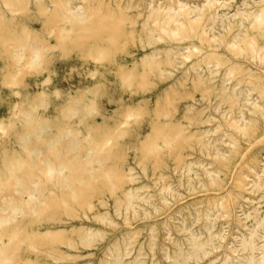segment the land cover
I'll return each mask as SVG.
<instances>
[{
  "label": "rangeland",
  "instance_id": "rangeland-1",
  "mask_svg": "<svg viewBox=\"0 0 264 264\" xmlns=\"http://www.w3.org/2000/svg\"><path fill=\"white\" fill-rule=\"evenodd\" d=\"M225 1L0 0V187L21 190L9 181L15 166L57 185L49 206L28 213L30 237L12 244L3 264H180L177 245L190 247V230L207 235L197 208L213 196L232 210L231 221L218 214L211 225L224 236L211 256L223 261L233 220L251 224L264 209V187L249 184L238 206L234 193L249 162L264 180V115L242 99L233 110L245 111V128L227 139L216 127L218 106L231 109L213 61V51L230 56L220 41L229 26L215 20L234 0ZM184 3L196 8L168 19L151 11ZM250 63L264 79V62ZM179 128L182 137L170 142ZM95 146L101 161L90 154ZM62 161L70 177L59 183L39 169ZM207 168L221 170V184L206 180Z\"/></svg>",
  "mask_w": 264,
  "mask_h": 264
},
{
  "label": "bare ground",
  "instance_id": "bare-ground-1",
  "mask_svg": "<svg viewBox=\"0 0 264 264\" xmlns=\"http://www.w3.org/2000/svg\"><path fill=\"white\" fill-rule=\"evenodd\" d=\"M152 0H149L150 3ZM218 6H226L225 0H211ZM229 12L223 8H218L215 11L216 24L221 27L226 24L229 26V35L224 36L220 41L225 43L228 49L229 57H224L217 51H213V61L215 62V68L222 73V82L227 80L228 82L223 85L222 91L224 97L228 98L231 102L230 111L222 110L219 106L218 109L222 111L221 119L216 124L217 128H221L220 137L227 139H234V133L236 130H241L247 125L248 117L245 115V111L238 109L233 110L236 103L242 99L247 102L249 108L253 112H261L264 115V79L258 72L254 70V66L250 63L251 60H259L264 62V0H234L230 4ZM180 7V6H179ZM177 6L170 4H163L153 9L157 19L160 16L163 18H172L180 13H192L196 7L192 5L181 4V10L178 11ZM178 11V12H177ZM240 16V18H238ZM195 20V19H194ZM192 20V21H194ZM191 21V29L196 30L200 23L199 21ZM104 23V22H103ZM102 23V24H103ZM165 29L163 24L160 27ZM233 27V28H232ZM201 33L206 36V30L202 29ZM181 32V31H179ZM188 31H182L181 37L187 35ZM209 38V36H206ZM219 65H222L218 68ZM242 97V98H241ZM224 121H227L230 128L224 125ZM249 130V128H246ZM234 130V131H232ZM182 129L179 128L175 131V134L170 138V142H174L177 137H182ZM232 142H235L232 140ZM97 146L93 147L94 151L90 154H97L96 160L101 161L102 152L96 151ZM154 149L153 145L151 150ZM37 154V153H36ZM221 152H216V158L221 156ZM42 162V159H37ZM36 160V161H37ZM40 164V163H39ZM89 164V163H88ZM67 166L65 161L59 163V165L49 163L47 166H40L39 169L44 171L48 178L57 179V183L61 180H67L70 176L64 174V168ZM258 162H249L246 166L240 170V176L235 185V202L236 205H241L247 196L249 195V184L257 186L258 190L264 187V180L261 177L258 170ZM15 168H17L15 166ZM15 168H12L11 177L9 181L11 183L18 184L21 182V190L15 185L0 187V258H2V264L6 263L9 259V253L11 251L12 244H18L23 239L30 237V231L28 229L34 219L29 212L39 213L44 210L51 203L53 199V189L57 186L56 183L47 185L42 179V175L34 173L25 175ZM85 176H93L95 166L89 164L85 166ZM208 178L206 179L211 184H221L223 180V174L219 168H207L206 170ZM89 174V175H88ZM107 177L113 179L118 175L112 173H106ZM78 176H71L75 179ZM206 180L200 178L201 184L204 186L207 184ZM80 186V184H74L70 186V193L73 197H77L79 194L74 187ZM260 192V194H261ZM130 199V197H129ZM61 203V202H59ZM58 201L55 204L59 205ZM67 203V202H66ZM204 208H197V217H200L204 221L207 235H199L193 230H190L188 239L190 240V247L183 250L178 244L177 254L183 257V261L180 264H190L189 258L193 257L196 260L208 258L202 264H257L258 257L264 260V209L257 208L254 220L251 224L238 218L233 221L236 222L234 229L235 232L230 236L228 243L231 244L230 250H226L225 258L221 263H217L216 256H211V252L216 248L218 243L224 237L220 233H215L211 229V225L214 223L215 217L219 214L224 216L223 222L231 221V207L218 196H213L206 201ZM24 229L25 233H23ZM242 251L241 253L233 254V252ZM1 264V262H0Z\"/></svg>",
  "mask_w": 264,
  "mask_h": 264
}]
</instances>
